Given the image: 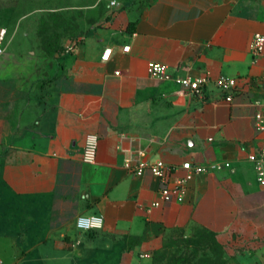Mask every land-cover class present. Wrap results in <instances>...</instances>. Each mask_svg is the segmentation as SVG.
<instances>
[{
  "label": "crops",
  "instance_id": "1",
  "mask_svg": "<svg viewBox=\"0 0 264 264\" xmlns=\"http://www.w3.org/2000/svg\"><path fill=\"white\" fill-rule=\"evenodd\" d=\"M256 33L264 35V0H124L103 27L42 65L41 76L38 61L5 45L0 264H153L169 239L197 228L231 244L230 255L264 264V187L248 159L264 139L256 129L264 109L256 104L264 100ZM150 62L209 82L201 93L184 90L151 76ZM220 76L248 85L229 102ZM92 132L99 148L87 163ZM158 159L230 166L188 181L183 201H164L159 177L127 166ZM83 214L101 215L102 228H77Z\"/></svg>",
  "mask_w": 264,
  "mask_h": 264
},
{
  "label": "rangeland",
  "instance_id": "2",
  "mask_svg": "<svg viewBox=\"0 0 264 264\" xmlns=\"http://www.w3.org/2000/svg\"><path fill=\"white\" fill-rule=\"evenodd\" d=\"M110 2L0 0V28H7L4 43L18 57L38 61L34 63V75L41 76L42 65H47L56 53L70 50L108 22L113 15ZM230 245L222 243L215 232L196 229L169 239L153 253V264H255L230 255ZM243 250L236 248L239 253Z\"/></svg>",
  "mask_w": 264,
  "mask_h": 264
},
{
  "label": "built area",
  "instance_id": "3",
  "mask_svg": "<svg viewBox=\"0 0 264 264\" xmlns=\"http://www.w3.org/2000/svg\"><path fill=\"white\" fill-rule=\"evenodd\" d=\"M124 0H111L110 4L113 9L120 8ZM7 34V28H0V54L5 51V38ZM130 47L126 46L124 49L128 50ZM72 49V47L70 48ZM252 51L255 57H260L264 53V35L256 33L253 38ZM111 50H105L102 55L103 60H108ZM148 73L161 80H173L184 90H188L194 93H201L203 87L209 82L207 76H174L169 66L165 63L150 62L147 67ZM264 77V76H263ZM218 88L221 89L223 97L227 101H232L234 95L241 91L244 85H248V82L243 77H226L220 76L215 81ZM256 104L264 107V100L257 99ZM256 129L260 132L264 131V109L256 113ZM99 148V135L97 133H88L85 139L82 158L87 163H95L97 159ZM248 159L253 162L254 170L256 173L258 183L264 187V139L261 141L259 148L256 152H251L248 155ZM127 166L131 171L138 176L144 174L146 169H150L151 172L159 177L163 182V186L160 189L161 197L164 201H178L181 202L184 199L187 182L194 179L197 175L207 173L210 171H217L225 167L230 166V162H218L213 161L206 164L195 163L192 160H185L181 165L175 166L165 162L162 159L155 160L153 162H139L136 165H131L128 161ZM182 168L186 171L185 175L180 178L176 183H172V177ZM159 202H154V205H158ZM104 224L103 217L98 214L91 215H79L76 218L77 228L92 232L100 230Z\"/></svg>",
  "mask_w": 264,
  "mask_h": 264
},
{
  "label": "trees",
  "instance_id": "4",
  "mask_svg": "<svg viewBox=\"0 0 264 264\" xmlns=\"http://www.w3.org/2000/svg\"><path fill=\"white\" fill-rule=\"evenodd\" d=\"M197 229H205V230H208V229H206V228H197ZM210 231V230H209Z\"/></svg>",
  "mask_w": 264,
  "mask_h": 264
}]
</instances>
